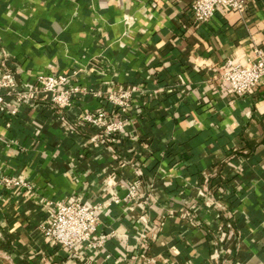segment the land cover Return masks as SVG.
Instances as JSON below:
<instances>
[{
  "label": "crops",
  "instance_id": "0c3cea01",
  "mask_svg": "<svg viewBox=\"0 0 264 264\" xmlns=\"http://www.w3.org/2000/svg\"><path fill=\"white\" fill-rule=\"evenodd\" d=\"M193 1L0 0V76L17 84L1 89L0 174L21 182L0 188V264H264V84L210 85L227 58L264 47V0L204 23ZM41 75L67 76L74 106ZM125 91L119 134L81 122ZM71 196L104 204L102 250L78 257L46 235ZM228 216L236 237L221 247L211 233Z\"/></svg>",
  "mask_w": 264,
  "mask_h": 264
},
{
  "label": "built area",
  "instance_id": "2783aa9c",
  "mask_svg": "<svg viewBox=\"0 0 264 264\" xmlns=\"http://www.w3.org/2000/svg\"><path fill=\"white\" fill-rule=\"evenodd\" d=\"M250 0H194L189 8V12L194 21L198 23L209 22L217 17L218 12L243 11ZM7 66L0 67V73L7 71ZM7 73V72H5ZM10 73V72H9ZM13 75L7 78L0 76V108L4 105V95L2 88H16ZM41 88L46 92H53V101L62 107H73L78 88L68 83L65 75H41L39 77ZM264 84V47L254 46L253 54L248 62L243 63L229 57L225 60L220 72L211 80L210 85L218 91L231 92L239 96L250 95L252 92ZM182 93H188L187 88L182 89ZM18 100H22L24 94L28 92L17 91ZM100 96V94H97ZM110 103L114 106L113 111L94 110L85 111L80 115L81 122L87 125H95L101 128L104 136L119 134L128 121L127 117L133 108V98L129 91L122 94L109 92L106 94ZM122 113L121 117L115 116L116 109ZM104 138L105 140H107ZM21 182L10 175L0 174V188L6 185H18ZM137 184H133L129 197L131 200L140 196L146 199L149 195L143 193ZM137 201V200H136ZM120 203V199H116ZM105 206L102 203L92 204L82 202L76 197L64 198L56 202L50 210L49 225L46 227V235L54 243L60 244L69 252L76 256H81L85 246L102 250L105 247V236L99 231L103 220L102 214ZM211 236L221 247L230 244V240L236 237L235 224L228 216L224 223L213 230Z\"/></svg>",
  "mask_w": 264,
  "mask_h": 264
}]
</instances>
